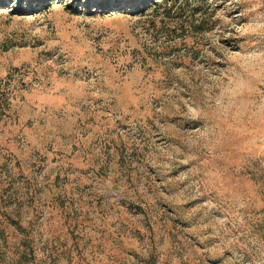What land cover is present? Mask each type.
I'll return each instance as SVG.
<instances>
[{
  "label": "rangeland",
  "instance_id": "374dc122",
  "mask_svg": "<svg viewBox=\"0 0 264 264\" xmlns=\"http://www.w3.org/2000/svg\"><path fill=\"white\" fill-rule=\"evenodd\" d=\"M148 4L0 0V264H264V0Z\"/></svg>",
  "mask_w": 264,
  "mask_h": 264
},
{
  "label": "trees",
  "instance_id": "16d2710c",
  "mask_svg": "<svg viewBox=\"0 0 264 264\" xmlns=\"http://www.w3.org/2000/svg\"><path fill=\"white\" fill-rule=\"evenodd\" d=\"M153 0H147V3H149L148 5H151V2H152ZM155 3H158L159 1H154ZM159 4V3H158ZM20 8V7H19ZM2 93H1V91H0V95H1Z\"/></svg>",
  "mask_w": 264,
  "mask_h": 264
}]
</instances>
